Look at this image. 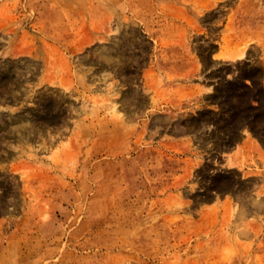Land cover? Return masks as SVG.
I'll use <instances>...</instances> for the list:
<instances>
[{
	"label": "rangeland",
	"instance_id": "1",
	"mask_svg": "<svg viewBox=\"0 0 264 264\" xmlns=\"http://www.w3.org/2000/svg\"><path fill=\"white\" fill-rule=\"evenodd\" d=\"M0 264H264V0H0Z\"/></svg>",
	"mask_w": 264,
	"mask_h": 264
}]
</instances>
